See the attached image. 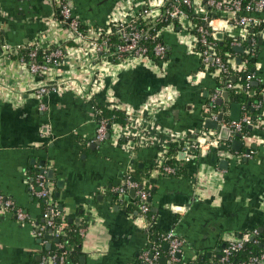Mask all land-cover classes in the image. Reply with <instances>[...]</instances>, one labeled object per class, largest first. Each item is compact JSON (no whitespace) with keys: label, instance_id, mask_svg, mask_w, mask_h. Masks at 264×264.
<instances>
[{"label":"crops","instance_id":"obj_1","mask_svg":"<svg viewBox=\"0 0 264 264\" xmlns=\"http://www.w3.org/2000/svg\"><path fill=\"white\" fill-rule=\"evenodd\" d=\"M70 2L85 40L59 22L58 0H0V195L33 221L21 224L0 209V264H57V251H52L63 245L53 232L52 240L43 239L48 232L43 237L36 233L44 207L31 186L39 173L51 184L65 229L79 227L80 264H137L147 249L162 244L166 232L183 241L182 264L216 263L231 241L264 230V30H224L226 25L214 19L219 15L209 14L221 31L220 43L243 49L234 50L232 63L245 67L242 57L249 56L251 86L260 99L247 114L243 104L231 101L230 91L229 102L211 106L222 79L202 62L198 36L183 26L159 31L167 48L162 65L151 59L121 60L112 44L104 52L94 48L102 33H113L112 26L139 18L145 9L159 18L166 0ZM193 4L198 15L202 9L209 12L205 0ZM4 43L21 50L7 56ZM33 48L44 53L60 48L63 56L36 75L24 58ZM231 81L245 86L235 76ZM44 83L59 90L41 97ZM245 89L239 93L252 99V89ZM232 104L241 105L240 120L251 118L241 137L221 129L232 122ZM101 108L123 111L128 119L97 143ZM222 113L219 128L209 130L206 121H218ZM203 132L221 136L220 146L204 154L194 148L195 137ZM172 144L180 147L177 161L184 174L178 176L176 170L163 171ZM147 174L140 185L150 190V219L141 215L135 190L121 199L113 193L135 175ZM166 246L155 264H169Z\"/></svg>","mask_w":264,"mask_h":264},{"label":"built area","instance_id":"obj_2","mask_svg":"<svg viewBox=\"0 0 264 264\" xmlns=\"http://www.w3.org/2000/svg\"><path fill=\"white\" fill-rule=\"evenodd\" d=\"M243 1L244 0H205V8L208 9L209 12L203 13L202 9L200 16L203 17L204 21L209 27V30H206L203 27H198L196 24H194L189 15L183 9V7H189L193 9V7L195 6V4H193V0H166V3L163 5V14L159 18H152L155 16L153 11L145 9L144 12L140 14L138 13L139 15L137 14L139 18H135L128 23L118 24V33L122 34L125 45L118 46L117 54L121 60L149 59L146 55V49L139 47L140 40L144 38L146 34L144 35L143 31H137L135 22H137L138 20H142L147 23H152L158 21L162 17H166L167 19L176 21L187 31L195 29L200 33V36L197 39V46H199L200 49L202 62L215 74H219L221 79L225 82L224 86L219 89L218 93L214 96L213 101L221 97V95L227 91H236L237 93L244 91V89H247L249 85H245V88L242 86H238L235 84V82H232L229 77H236V74L245 69V67L243 65H234L229 61L225 62L223 57H230V54L228 52H225L223 56L216 53L218 46L217 34L221 31H218V29L213 26V21L209 19V14H212L211 12L213 11L214 14L219 15L214 19H218L226 25L224 30H227L229 27L235 26L245 34H249L254 27L264 23V18L258 16L259 14L264 13V0H251L246 4H244ZM58 2L59 22L67 26L72 31L75 37L85 40L87 38V33H85L81 29V23L73 17L70 0H58ZM220 14H225L226 17H221ZM170 26L174 25H169L167 27ZM165 28L166 27L162 28L161 30ZM110 34H112L111 31H109L108 33H102L100 37H102V35ZM1 41L3 40L0 28V42ZM110 45L111 43L108 38H102V42L100 43L93 42V46L98 52L109 50ZM235 45H237V43H235ZM2 48L7 56L13 53H19V51L21 50L20 46H11L6 43H4ZM38 49H30L27 53L30 71L31 73L36 75L45 72L48 65H50L51 63H56L57 60L63 56V51L60 48H57L45 54L44 63H38L36 60ZM154 53L156 58L158 59V63L156 64L162 65L167 56V48L165 44L158 43L154 49ZM58 90L59 87L49 86L44 83L43 86L39 88L38 93L42 97L45 94L56 92ZM250 124L251 118L246 115L239 122H225L222 126L230 129L234 133L242 135L245 126ZM108 130V121L106 119H100L98 122L95 141L97 143L105 142L107 139ZM243 137L244 136H242V138ZM220 144L221 141L217 135L203 132L202 134H199L195 137L193 147L204 154L211 148H218ZM163 171L166 174H175V169L172 167L165 166L163 168ZM34 181L35 183L31 186L32 196L38 202L46 201L47 205L46 209H44L43 211L45 225L36 231L37 236L43 237L48 229L53 232V235L55 237H58L59 234L65 229V224L55 223V220L60 217V212L58 211L57 205L53 203L51 198V184L49 183L45 173H39L35 177ZM129 190L136 191L137 205L141 212V215L147 216L150 212V206L148 203L149 193L145 190V186H142L139 183L128 179V181L124 185L113 189V193L121 199ZM0 209L1 211L12 213L15 216L16 220L21 224L33 222L31 220V216L26 211H24L22 208L17 207L13 203V201L8 200L6 197H3L1 195ZM257 235L258 230L254 229L250 233L245 234L242 239L238 241H231L223 249L220 261L228 262L233 254L238 253L245 246L246 242L256 237ZM161 240L162 243L168 246L167 260L169 264H182L181 255L183 249V241L176 237L173 232L163 233L161 235ZM60 248H62V246ZM159 249V246L155 247L154 253L145 251L140 258L142 260V263L155 264L156 261L161 257ZM53 261L57 264H67L66 252L58 257L55 255L53 257ZM252 261L264 262V252L259 256L254 257Z\"/></svg>","mask_w":264,"mask_h":264},{"label":"trees","instance_id":"obj_3","mask_svg":"<svg viewBox=\"0 0 264 264\" xmlns=\"http://www.w3.org/2000/svg\"><path fill=\"white\" fill-rule=\"evenodd\" d=\"M251 0H244V4L248 3ZM184 11L189 15L190 19L192 20V22L194 24H196L198 27H203L206 30H209V27L207 25V23L204 21L203 17H201L198 14H195L193 12L192 8L189 7H183ZM264 15V13H263ZM210 18V17H209ZM169 25H174L176 27H179V24L176 21L167 19L166 17H162L160 18L158 21L154 22V23H147L144 21H140L138 20L137 22H135V26L137 31H143L145 37L142 38L139 42V47L141 48H145L147 53V57L149 59H151L152 61H154L155 63H158V59L155 56L154 53V49L156 47V45L158 43H163L162 40L158 37V33L159 31L164 28L167 27ZM118 29L119 26H112V34L110 35H102V38H108L110 43L112 44L111 46V50L113 52L117 51L118 46L121 45H125V41L122 38V34L118 33ZM264 30V23H262L261 25H258L256 27L253 28L254 32H258ZM193 33H195L198 37L200 36V33L195 30L192 29ZM129 32V31H127ZM218 46H217V54L223 56V54L225 52H228L230 54V57H223L224 61H229V62H233L234 58L236 57V53L233 50V48L231 47V45L226 42L221 44L220 41L218 40ZM27 53L25 51V55L24 58L28 61V56ZM45 54L41 49L37 50V62L38 63H44V57ZM128 56V55H125ZM242 60L246 63L245 65V69H243L240 73L236 74L237 77V83L241 84V85H249V87L252 89V91L254 92V97L252 99H248L247 97H245V95L243 93H237L236 91H230V97H231V101L235 102V103H241L245 106V112L247 114L250 113V111H252L251 106L252 104L256 101L260 99V96L257 93V89L253 88L252 85V77L254 76V71L252 70V65L249 62V56L244 55L242 57ZM29 62V61H28ZM229 79H231V77H229ZM224 80H222V85H224ZM221 85V86H222ZM216 111L218 110V108H215ZM100 113L98 115V120L100 119H106L108 121L109 124V130L108 133H110L111 129L116 126V125H125L128 119V114L123 112V111H119V110H110V109H105V108H101L99 109ZM247 129L244 128L243 132L246 133ZM180 150V147L172 144L171 148L167 154V163L166 166L175 168L176 170V176L184 174V172L182 171V168L180 167L178 161H177V156H178V152ZM38 174H36L35 176H37ZM148 174L145 175L144 177H138L137 175H135V178L133 179L135 182L141 184L144 182V180L147 178ZM35 183V181L33 182V184ZM147 192L150 195V190L148 189ZM53 199V196L51 197ZM135 203L137 205V199L135 200ZM41 205L44 207V209H46L47 205H46V201H41ZM133 206H132V210H133ZM59 211V210H58ZM60 212V211H59ZM153 215V213H151V211L149 212V216L148 218L150 219V217ZM61 216V215H60ZM61 218L58 217L55 220L56 224H60L61 223ZM45 225V219L43 218V221L39 222V224L37 225L38 227H42ZM78 226H75L73 224H69L66 226V229L61 232L59 234L58 237H56L55 239L58 240V245H63L62 249H56L53 250L57 251L56 256H60L63 253L66 252V256H67V264H80V257H81V245H82V238L80 237L79 233H78ZM46 230V229H45ZM49 230L47 229V232ZM57 245V246H58ZM74 248V251L71 253V251L69 250V247ZM159 246V251L161 256L165 255L164 253V249H163V243L161 244V241L156 242L154 246L150 247L149 249H147L146 251L150 252V253H154V248ZM264 252V230H258V235L252 239H250L248 242L245 243V246L238 252L233 254L228 262H216V263H210L209 261H207L206 259H202L199 261L200 264H264V262H253L252 259L256 256H259L261 253ZM137 264H143L142 260L140 259L139 262Z\"/></svg>","mask_w":264,"mask_h":264},{"label":"water","instance_id":"obj_4","mask_svg":"<svg viewBox=\"0 0 264 264\" xmlns=\"http://www.w3.org/2000/svg\"><path fill=\"white\" fill-rule=\"evenodd\" d=\"M213 15H215L214 14V12L212 11L211 12ZM220 16L221 17H226V15L225 14H220ZM217 38L218 39H221L222 38V34L221 33H218L217 34ZM234 50L235 51H238V52H242L243 51V49L240 47H236V48H234ZM239 63H240V60H239ZM256 85H258L257 83H255ZM223 102H229V92H224L223 93V99H217L216 100V102L215 103H212L211 104V106H213V105H217V106H221L222 104H223ZM240 114H241V105L240 104H232L231 105V121L232 122H238L239 120H240ZM208 116V115H207ZM223 120V113L222 114H220V116H219V119H218V121H212V120H210V119H208L207 121H206V123H205V126L209 129V130H216V129H218L219 128V122H221ZM221 127V126H220ZM250 128V127H249ZM222 129V132L224 133V132H227L228 133V131H229V129L228 128H225V127H223V128H221ZM238 137H241V135L240 134H238L237 135ZM110 137V134L108 133V135H107V138H109ZM219 138H222L221 136L219 137ZM236 142V141H235ZM239 145V144H238ZM51 174V173H50ZM51 177V176H50ZM152 182H154V181H152ZM135 194V191L134 190H132L131 192H130V196H133ZM51 235H52V231L51 230H49L48 231V234L47 235H45L44 236V238L43 239H46V240H52L53 238L51 237ZM40 241L42 242V240L40 239ZM50 244L49 245H47V248H50ZM166 248H168V246H166ZM85 261V259L82 257V262H84ZM71 264V263H70Z\"/></svg>","mask_w":264,"mask_h":264}]
</instances>
